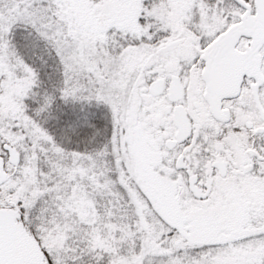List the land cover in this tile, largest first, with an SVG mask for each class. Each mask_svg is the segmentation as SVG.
<instances>
[{
    "label": "snow or ice",
    "instance_id": "1",
    "mask_svg": "<svg viewBox=\"0 0 264 264\" xmlns=\"http://www.w3.org/2000/svg\"><path fill=\"white\" fill-rule=\"evenodd\" d=\"M0 264H264V0H0Z\"/></svg>",
    "mask_w": 264,
    "mask_h": 264
}]
</instances>
